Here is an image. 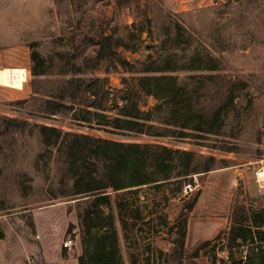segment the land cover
I'll use <instances>...</instances> for the list:
<instances>
[{
	"label": "rangeland",
	"instance_id": "1",
	"mask_svg": "<svg viewBox=\"0 0 264 264\" xmlns=\"http://www.w3.org/2000/svg\"><path fill=\"white\" fill-rule=\"evenodd\" d=\"M33 2L0 0V23L10 28L16 17L15 10H19L22 18L16 24L21 30L26 27L23 32L27 35L33 33L35 50L46 61L54 60L56 54L64 59L76 55L79 64L85 56L94 57L98 47L101 60L93 76L102 81L103 92H108L110 108L121 107L122 98L136 90L138 106L146 113L157 102L139 92L142 79L161 76L184 82L192 76L213 75L208 69L214 67V60L218 61L220 74L234 89L239 125L229 121L226 134L233 128L236 139L227 138L220 143V138L213 136L197 142L110 136L101 129H89L73 121L72 116L79 110L77 106L73 111H63L49 118L29 117L26 112L35 110L39 104L37 99L52 94L58 85L71 78L69 75L33 77L31 63L26 70L20 68L27 72L22 90L0 85V117L25 119L30 124L55 127L63 133L173 145L180 150L222 160L224 168L194 176L193 185L186 192L183 189L177 192L175 187L165 190L168 197L165 203L162 193L155 196L153 191L142 189L138 194L146 209L161 202L159 208L166 219L164 223L158 222L162 226L175 227L179 218L185 217L187 251L214 239L228 227L235 202L256 208L264 206V191L257 184V174L264 172V0H53L52 5L39 8H35ZM177 25L185 34L176 31ZM164 42L173 44L170 47ZM18 43L21 42H1L3 47ZM91 43L94 45L85 47ZM167 56L169 68L179 70L161 74L144 72ZM193 57L192 65L188 64ZM184 67L186 69H181ZM76 78L88 80L90 77L77 75ZM95 86L88 88L89 93L98 91L96 87L99 86ZM26 100L28 103L23 107L9 105ZM229 117L231 119L232 115ZM33 146L35 151V137ZM215 146H224L228 151L222 152ZM27 162L28 159L23 166ZM30 172L33 181L22 180L25 187L32 185L30 198L39 201L36 192L47 184L40 172ZM189 205L193 206L192 211H185V216H181L184 207ZM69 206L63 201L36 202L31 209L21 208L1 216L4 239L0 244V264H29L28 259L33 260V264H77L82 253L80 227L74 210L68 213ZM114 226L119 230L116 218ZM161 228L149 242L154 249L167 253L172 249L179 228L171 232ZM95 234L91 233L89 244ZM68 241L70 247L64 248ZM121 244L124 264H129L126 244L124 241ZM145 244L140 238L141 252ZM218 258L226 264L238 262L237 255L231 261L227 253L218 252ZM198 264L208 263L202 259Z\"/></svg>",
	"mask_w": 264,
	"mask_h": 264
},
{
	"label": "trees",
	"instance_id": "2",
	"mask_svg": "<svg viewBox=\"0 0 264 264\" xmlns=\"http://www.w3.org/2000/svg\"><path fill=\"white\" fill-rule=\"evenodd\" d=\"M176 31L185 34L178 25ZM165 43L170 47L173 44ZM36 47L34 43L29 44L33 77L69 75L71 78L58 85L52 94L37 99L39 104L35 110L26 112L29 117L49 118L63 111H73L77 106L79 110L72 116L73 121L89 129H101L110 136L191 139L196 142L213 136L220 138V143L227 138L236 139L233 128L226 134L229 121L239 125L234 89L220 74L216 60L214 67L208 69L213 75L192 76L184 82L161 76L142 79L139 92L157 102L153 109L144 113L138 106L136 90L122 98L121 107L110 108L108 92H103L102 81L93 76L100 64V52L94 57H83L78 64L76 55L64 59L61 54H56L54 60L46 61ZM193 61L194 57L188 64L192 65ZM169 62L167 56L144 72L161 74L179 70L169 68ZM77 75L90 78L84 80L76 78ZM94 84L99 86H95L98 91L91 94L88 88ZM27 103L26 100L9 105L23 107ZM215 148L228 151L224 146ZM222 163L211 155L180 150L173 145L63 133L55 127L1 116L0 217L15 213L17 209H31L36 202L69 203L68 213L74 210L80 227L82 253L77 264H124L121 241L126 244L129 264H198L202 259L208 264H226L218 258V252L227 253L231 261L237 255V264H264V206L256 208L235 202L228 227L192 251L185 248V217L179 218L175 226L179 230L169 252L156 250L149 242L159 234L161 227L170 232L175 227L158 224L160 220L163 223L166 220L159 208L161 202L146 209L140 202V191L147 189L155 196L162 193L161 199L165 203L168 200L165 190L175 187L180 192L185 185H193L194 176L224 168ZM31 170L40 172L47 184L36 192L39 201L30 198L32 185L25 187L22 180L33 181ZM192 208V205L184 207L181 216ZM114 218L119 223V230L114 226ZM92 232L96 234L89 244ZM3 237L0 226V239ZM140 238L146 243L142 252Z\"/></svg>",
	"mask_w": 264,
	"mask_h": 264
},
{
	"label": "crops",
	"instance_id": "3",
	"mask_svg": "<svg viewBox=\"0 0 264 264\" xmlns=\"http://www.w3.org/2000/svg\"><path fill=\"white\" fill-rule=\"evenodd\" d=\"M34 1V2H33ZM35 8L44 7L52 5L53 0H32ZM32 3V4H33ZM16 17L13 23L9 26L10 28L3 27L0 23V70L5 68H24L25 70L30 65V48L29 44L35 42L33 33L27 35L26 32L21 30L16 22L21 21V12L15 10ZM8 29V31H7ZM33 29V28H32ZM1 42H21L17 45L10 47H3ZM22 42H30L28 44ZM4 237L0 239V244L2 243ZM1 251V250H0Z\"/></svg>",
	"mask_w": 264,
	"mask_h": 264
},
{
	"label": "bare ground",
	"instance_id": "4",
	"mask_svg": "<svg viewBox=\"0 0 264 264\" xmlns=\"http://www.w3.org/2000/svg\"><path fill=\"white\" fill-rule=\"evenodd\" d=\"M27 80V72L20 68H5L0 70V85L6 88L22 90ZM264 176V173L260 174Z\"/></svg>",
	"mask_w": 264,
	"mask_h": 264
},
{
	"label": "built area",
	"instance_id": "5",
	"mask_svg": "<svg viewBox=\"0 0 264 264\" xmlns=\"http://www.w3.org/2000/svg\"><path fill=\"white\" fill-rule=\"evenodd\" d=\"M262 173H264V172H260L257 174V184H258L259 188L264 191V176L260 175ZM190 187H191L190 185H185L183 187V191L186 192V190L190 189ZM70 245H71V242L68 241V242L64 243V248H69ZM27 261L29 264H33V260L28 259Z\"/></svg>",
	"mask_w": 264,
	"mask_h": 264
},
{
	"label": "water",
	"instance_id": "6",
	"mask_svg": "<svg viewBox=\"0 0 264 264\" xmlns=\"http://www.w3.org/2000/svg\"><path fill=\"white\" fill-rule=\"evenodd\" d=\"M98 49H99V48L97 47V50H96L97 52H98Z\"/></svg>",
	"mask_w": 264,
	"mask_h": 264
}]
</instances>
